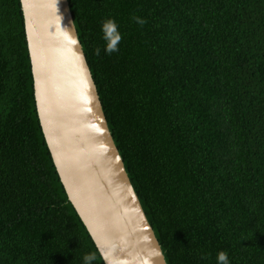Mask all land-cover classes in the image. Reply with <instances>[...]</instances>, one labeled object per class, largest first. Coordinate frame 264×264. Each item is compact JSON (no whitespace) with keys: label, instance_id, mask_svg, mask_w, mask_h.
<instances>
[{"label":"trees","instance_id":"1","mask_svg":"<svg viewBox=\"0 0 264 264\" xmlns=\"http://www.w3.org/2000/svg\"><path fill=\"white\" fill-rule=\"evenodd\" d=\"M67 3L165 264H217L220 251L264 264V0ZM108 19L122 36L111 55ZM90 252L104 264L41 131L20 2L0 0V264H84Z\"/></svg>","mask_w":264,"mask_h":264},{"label":"water","instance_id":"2","mask_svg":"<svg viewBox=\"0 0 264 264\" xmlns=\"http://www.w3.org/2000/svg\"><path fill=\"white\" fill-rule=\"evenodd\" d=\"M41 131L104 264H165L107 128L67 0H19Z\"/></svg>","mask_w":264,"mask_h":264},{"label":"clouds","instance_id":"3","mask_svg":"<svg viewBox=\"0 0 264 264\" xmlns=\"http://www.w3.org/2000/svg\"><path fill=\"white\" fill-rule=\"evenodd\" d=\"M133 20L138 23L139 25L143 26L146 21L139 18V17H133ZM101 32H102V38L105 41L104 46V53L107 55H111L119 50L118 45L122 40V36L118 31V25L113 19H108L104 21L101 25ZM101 53L100 48H96L94 51V54L99 56ZM161 256H163V253H161ZM96 260V254L95 253H87L83 257L84 264H91L92 261ZM217 264H229L228 259V253L225 251H220L217 254Z\"/></svg>","mask_w":264,"mask_h":264}]
</instances>
